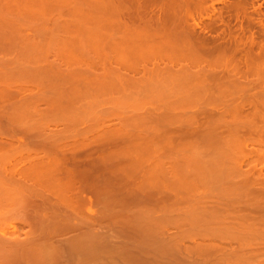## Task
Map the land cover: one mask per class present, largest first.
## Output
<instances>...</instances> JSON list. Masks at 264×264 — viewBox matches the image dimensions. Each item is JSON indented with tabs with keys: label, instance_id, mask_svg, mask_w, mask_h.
Segmentation results:
<instances>
[{
	"label": "bare ground",
	"instance_id": "obj_1",
	"mask_svg": "<svg viewBox=\"0 0 264 264\" xmlns=\"http://www.w3.org/2000/svg\"><path fill=\"white\" fill-rule=\"evenodd\" d=\"M3 1L5 2L0 1V25L4 24L3 26L5 27L1 28L0 26L1 38L4 35V31L17 33L18 36L22 35L21 32L24 31L22 28L26 27V25H22V27L21 24L17 25L18 23L14 21L18 18L22 19V17H27L28 15H25L28 13L30 16L33 15V11L32 14L30 13L31 8L29 7L31 5L29 7L24 5V0H21L23 4L19 2L20 0H18V2H16L17 0H13V2L15 1L14 3L9 0ZM40 1L38 4L41 3ZM135 1L129 2L131 4L128 3L129 6L131 5L132 7V4H134L133 2H135V6H133L135 8H130L132 11L128 10L129 8L126 10L127 5L124 6L123 4L125 3L122 4L121 2H119L121 3L119 8L122 9L121 6H124L125 10L123 11L122 9V12L126 13L128 17L131 16L130 14L134 13L137 16L136 19L147 17L149 20L152 19V22L153 19H155V21L157 20L158 22H153L154 25L156 24L162 27L163 30L158 27L157 30L160 29L159 33L156 32L158 37H155L156 34L153 25L150 34L148 33V35H151L153 30L154 33L152 34H155L153 37L146 36L145 33H142V36H138V39L133 36L134 39L127 38L125 39L126 41H122L121 39L122 42L113 41L114 44L113 42L109 44L106 38V42H108L109 46H111V44H113L112 46L116 44L115 46L117 48L115 49L116 51L114 50L116 54L113 58L107 60V57L103 59L105 63H98L102 65V68H100V70L102 69L101 71H97V69L95 70L94 68L92 70V63L91 65L89 64L91 69H89V66L88 69L86 68L88 64H86V62L89 60L86 62L84 61L89 58L86 57L88 54H84L85 57L83 58L85 60L83 58H78L81 57V55L74 57L75 54H72V52L69 55L70 52L67 51L66 44H81L84 41L80 40V38L79 42H75L74 38L70 39L71 41L68 40L69 42L67 43L66 40L63 44L66 43L65 48L68 54L64 52V54L62 53L60 56H56L59 62L57 58H55L56 60L54 62H51V60L47 61V59H49L48 55L46 58V54H43L46 53V50L43 49V51H41L42 47L46 48V44H48L47 41L45 40V43L43 42L45 45L43 44L44 46L40 47L34 39L30 40V38L33 37H28L30 35L27 36L28 31L25 30L26 34L23 33L24 35L21 36L22 38L19 37L23 43H20V40L19 42L17 41V43L19 45L22 44L21 46H23V48H28L29 50L38 45V47H36L37 49L41 48L40 50L38 49L41 53L36 55L35 52L38 53V51H36V49L35 51L32 50L35 55L31 57L33 52L31 53V51L26 50L31 54L24 55L23 57L29 55V58L25 60L22 55L24 52H27L21 48L24 52L22 54L19 53V47L17 49H19L18 54H20V57L16 52V55H14L13 51L11 54L16 56V59L14 56L12 58L9 57V60L7 59V55H2L6 58L1 56L0 212H6L7 215V212L18 211L17 214L20 213L19 216H21H18L19 218L13 216L15 219H11L12 216L10 217L9 215L12 220V222L9 221L10 223L8 222L9 219H5L6 221L3 220L7 223V226L8 223L10 225V228H5L6 231L8 228L11 230L9 233L10 235L7 234L9 231L5 234V229L3 233L0 232L2 233V235L0 234L2 236L0 237V244L1 246L2 244L6 245V247L10 246L9 248L13 247L11 250H14L15 253L19 251L15 249L21 247L28 255L29 252L51 253V256L57 253L60 258H65L66 254L68 256V250H73L77 244L81 246V239H84L87 235L93 236L95 238L94 242L96 243V240L100 241L101 239L103 242H105V240L107 242L110 235L107 237L104 234L93 233L91 230L96 225L100 226V224L104 222L103 220L107 219V216L109 220H111H107L109 221L107 223H110L107 224L108 226H112V224L117 222L116 220L122 217L119 216L120 213L118 212H109L108 214L106 213L107 216L105 215L106 209L114 205L112 202V205L110 204V201H113L112 196H114V194L112 195L110 192L105 194L107 190L106 187L103 189V185V187L100 188L102 184L97 183L99 176L97 173L99 170H103L101 167L99 169L98 165L101 164L102 166V164L104 165L107 163L109 166V163H117L121 156L120 159H124L126 162V166L123 169L125 175L122 177L130 182L135 180L136 175H140V178L143 177V182H145V185L143 184L144 187H142L143 189L140 188V191L137 190L138 194L135 190L134 193L136 194L131 196H134L133 201L136 204H145L143 206L145 208L142 207V211H139L140 218L143 217L144 221L146 220L148 224L144 226L143 230L141 229L143 232L142 235L147 236V238L150 236L154 241L156 239L158 242H155V246H157H153L154 249L152 250L157 256L154 255L155 260L153 261H151L154 259L152 258L153 256L147 258L149 260L146 261H148L149 264H159L156 261L162 253L167 255L165 256V261H163L164 264H264V71L261 67L264 64V20L259 16L261 11H258L261 5L254 8V0ZM49 2L52 1L50 0ZM107 2L106 8L104 7L105 9L98 4L99 12L101 8L103 9H101L102 12L109 9L114 16L116 12V16H121L122 12L118 10V3L116 2L117 5L113 4L114 1L112 0L110 2H113L112 5L116 6L115 8L114 6L113 8L108 6V8L107 4H110V2ZM42 3L40 5L45 4V2L44 4ZM36 5L37 4H35V8H37ZM248 5H251V14L252 12H256L259 16H255L256 19L254 17L255 22H257V18H260L258 21L259 28H257L260 32L256 31L259 32L257 36L255 34L256 32L253 30L254 19L253 15L249 13L248 8L250 6L247 8ZM44 6L38 7V9L33 8L37 10L36 12L34 10V13H36V15H34H38V19L41 17V14L43 15L47 10V7ZM71 8H73L71 10H73V14H75L72 15L77 18L76 22L78 18L84 17L88 19L87 16L91 15V12L90 15L88 13L89 9L84 10L82 7L83 11H81L82 9H80V5L78 4L74 3V6H71ZM88 8L91 9L89 6ZM94 8H92L93 12H96L97 8L96 10ZM105 13H107V11ZM96 14H94V16L98 15ZM101 16L105 17L103 15ZM42 17L44 18L45 16ZM233 19L239 22L237 27L233 26L235 28H233L229 22ZM80 20H78L79 26ZM86 23L87 21L85 24ZM143 23L145 24V22ZM74 24H71V27ZM152 24H148L147 28H150ZM57 25L59 26L60 24ZM32 26H30V30ZM51 26L55 27L56 25ZM79 26L75 30L80 29V27L84 25L82 24L80 27ZM52 27L51 30H54L55 28L53 29ZM130 27L131 26H129V28ZM163 27L170 28L165 30ZM171 27L172 30L175 29L179 31L181 29L180 34H182V31L185 32L186 35L183 33L185 35L184 39H178L179 34L174 36L173 34H176L173 33L175 30L172 32L169 31ZM179 27L180 29H178ZM40 28L41 27H36V31L42 33L41 29L43 27ZM68 28H70V25ZM84 28L87 27L84 26ZM155 28L157 27L155 26ZM61 29L56 30H59L58 32L60 33ZM144 29L141 30V32H144ZM50 31H47V33ZM37 32L36 34H38ZM52 32L54 33V31ZM141 32L140 30L138 31L140 34ZM166 32H168L167 35H165ZM41 33L39 34L42 35ZM160 33L161 35H159ZM143 34H145L146 38H144ZM35 36L37 37L38 35ZM3 37H5V35ZM1 38L0 50L3 51V48L8 50L9 48L7 51L9 52L12 48L8 46L6 48L5 46H12L14 44L9 41L6 42L7 40L5 41ZM99 38L101 39V37ZM4 39H6V37ZM57 39L59 40L60 38ZM53 40L55 41L52 42L51 39L50 42L56 45V39ZM61 40L60 43L63 42H61ZM88 40L90 39H87V41ZM15 41L16 40L13 42L12 40V42L16 44ZM94 42H90L91 45L94 44ZM1 43L3 46H1ZM38 43L42 45V43ZM60 43L58 42L57 44L60 45ZM99 43L102 44L100 41ZM53 44H48V46L52 47ZM19 45H17V47ZM71 45L70 48L73 49ZM94 45L96 46V44ZM78 46L79 45H77L76 48ZM12 47H15V45ZM47 49L51 50L52 48L48 47ZM99 49L100 48H98V50ZM94 51L95 50H93V52ZM103 51H100L101 54L105 53L106 50ZM95 53L96 52H94V54ZM0 54L3 53L1 52ZM98 55L100 56V54ZM34 56L37 57L34 58ZM99 56L97 58H99ZM36 58L44 62V58H46V62H43L44 66L42 65L43 68H41V66H35V68H33V66V71L30 69L28 70V68L22 70L21 65V70L17 67L19 70L16 69V71H14L13 68L16 64L18 65L21 62L20 64L25 65L23 62L24 60H28L27 63H31V61L34 62V60H37ZM75 58L83 60L76 62ZM22 59L24 60L22 61ZM93 59H91L90 62L97 64L96 57ZM60 60H62V62ZM74 61L79 68L83 66L86 69H76L74 68L76 66L70 68L76 64ZM106 61L108 62L107 66ZM70 62L74 64L71 65ZM78 63H80V65ZM12 65H14V67L11 71L9 69ZM103 66H105V68H103ZM37 69L39 70L38 72ZM29 76L31 77L28 78ZM24 78L25 80H31H22ZM17 81L18 83L16 84ZM9 98L12 99L11 102H6V99ZM4 99L8 106L3 105ZM83 100H85V107H82L83 103L81 102H83ZM106 100L108 102L106 105L103 104V106H107L109 103V110H111V108L112 110L113 108L116 110L120 108V110L124 111L129 108L128 110H132L129 111L131 112V114L129 113L130 115L134 114L135 116L136 114V116L138 115L141 118L128 119L122 117L118 119L119 117L117 116L120 122L112 125L110 123L106 124L108 118L106 119L107 121H105V119L103 121L95 117L92 118L91 121L89 119L91 124H88L89 127H87V129L83 127V131L80 130L81 128L79 129L77 122L79 120L81 121V118H78L79 120L75 117L61 119L66 109L77 108L75 111L81 109L86 111L87 109L93 112L95 109L99 108L97 107L98 104H102L100 103L101 101ZM42 101H46V105L45 103L43 105ZM11 103L13 104L10 105ZM39 104L46 106V108H44L45 110L43 108V110H40L41 108L38 107L40 106ZM182 105L186 106H184L186 111H182L183 113L186 112V165L193 166L202 164V168L199 167L200 165L198 166L200 169L197 168L199 171L196 169V174L195 172L193 174L192 171H189L187 173L188 175L186 174L185 184L182 183L183 179L181 180L179 178L182 173L177 174L175 172L172 174L170 172L173 171L165 168L168 166L160 165L164 163V161H162L163 159L160 158H169L173 154H176V151L172 150L173 146L183 145L181 141L177 139V135L174 134L176 129L172 128L179 120H175L173 117H167L178 116L179 113L175 114L174 111L181 113L176 107L179 108L181 106L182 108ZM184 107L180 110H184ZM21 108L22 111H20ZM104 108L106 109V107ZM112 110L111 112H114V110ZM69 113L66 112V114ZM74 113L72 112L71 114ZM77 113L80 112L78 111ZM154 113L156 116H160L159 118H167L164 120L156 119L154 122L153 119L151 120L150 118V120L144 119L145 116L149 114L154 115ZM26 114L29 115V117ZM143 115L145 116L143 117ZM110 120L112 121V119ZM98 122H100V124ZM9 123L11 124L10 129ZM59 125L65 127L68 134H65L66 132L63 134H56L53 132ZM4 127H7L9 133L5 131ZM160 127H162V129H160ZM67 128H69V130ZM102 129L105 130V132H103ZM10 130L12 132H10ZM23 131L25 134L27 133V138L19 136V132L22 134ZM98 131H102L100 135ZM159 131H164V133H158ZM92 133L98 135L89 139L93 135ZM25 134L23 133L22 135L24 136ZM18 136L20 138H18ZM153 138H161L162 141L152 143L151 140ZM90 146L94 147V149H90ZM92 150L93 158L91 157ZM94 155H97L96 158H94ZM148 162L153 163V165L144 164ZM107 164L104 165L106 167L102 166L105 168L104 170L108 168ZM167 170H169V173L172 175H169ZM177 175H179V177ZM6 178L8 179L7 181L3 180ZM9 178L12 179V181H10ZM95 179L96 182L94 183ZM122 179L121 181L123 182ZM30 180H36V182H31ZM127 183L125 182V184ZM97 184L98 186H96ZM181 184H183L184 187L186 186V188L183 187V189ZM185 189L186 197L184 195L185 191L183 193L181 191ZM73 190H75L74 193L71 192ZM65 192H69V194L73 193V197L69 194H65ZM86 192H90V194L93 193L92 195L96 194L97 198L94 196V199H91ZM103 192L105 195L102 194ZM107 196L112 200L109 199L108 201ZM114 200H116V197ZM117 200L119 203L120 198ZM106 202L107 204L109 203L108 205H110V207H108V205L106 206ZM183 202H186V207H188V203H190L189 209L187 210L184 208V210L186 209V212L183 210L185 213L176 214L177 209L175 208H177L180 203L183 204ZM191 203H194L193 205H195L196 208ZM118 205L121 206L120 203ZM95 206H104L106 208L104 212L102 210V212H96L98 208L96 207L94 211L93 208ZM83 207H85V209L87 208L89 214L87 217H83V221H81L83 223H81L80 221L78 222V218H82V215L80 216L82 213L77 211L78 214L76 209L78 208L80 211ZM104 207L102 208L103 210ZM146 207H149V209H146ZM116 211L112 210V212ZM4 224L5 223H3V225ZM83 226L89 230L86 229L87 231H82L84 232L83 234H78V236L74 238L70 236V239L66 241V247L63 244L64 242L62 243L64 246L54 244L58 238L66 236L67 232L80 230ZM182 226L186 227V230H178L176 234H172V236L168 235L172 228L178 229ZM24 227L28 229L23 231L22 229H24ZM91 227L92 229H90ZM141 231L140 233H142ZM3 237L6 240H3ZM86 238L89 237L87 236L85 239ZM145 241L148 242L147 240ZM98 243L100 244V242ZM151 243H153L152 240ZM101 247L102 246H100V248ZM86 248L87 247H85V249ZM88 249H86V251ZM23 250L22 252L19 251L21 253H18L22 254ZM9 252L13 251L9 249ZM18 253L17 255L20 257L21 255L19 256ZM15 255L14 252L11 254V256ZM38 255L40 256V254H37L35 256L36 258L34 257L35 259L32 258V262L35 261L34 264H48L46 262L52 259L50 258L48 260L49 256H46L45 259L48 260L46 261L44 257L40 256V258H37ZM7 256H10V254ZM15 257L17 258V256ZM68 257L65 258V260L68 259ZM12 258L15 259L14 257ZM9 259H11V257L6 259L8 262L4 261L0 264H11L15 261L12 259V262V260ZM9 261H11V263ZM27 262L28 261L25 260L23 263L18 262L16 264H30ZM57 262L58 261L53 264H57ZM49 264H52L51 261Z\"/></svg>",
	"mask_w": 264,
	"mask_h": 264
},
{
	"label": "rangeland",
	"instance_id": "obj_2",
	"mask_svg": "<svg viewBox=\"0 0 264 264\" xmlns=\"http://www.w3.org/2000/svg\"><path fill=\"white\" fill-rule=\"evenodd\" d=\"M1 2H5V1H3V0H0ZM9 1H12L13 2V0H9ZM16 1V0H15ZM14 1V2H15ZM39 1L40 0H24V5H26V6H33V7H29V8H31V11H30V13L32 14V11H33V15L35 14L36 15V13H34V10L35 9H38V7H43L44 5V7H47V10L45 11V13L42 15L41 14V17L42 16H45L44 18L42 17H40L39 19L41 20H39L38 19V15L37 16H33V15H31L30 16V14L28 13V14H26L25 16H27V17H25V18H23L22 17V19L21 18H18V19H16L14 22L15 23H18L17 25H19V24H21V26L23 25H26V27H24V28H22V29H24V31L23 32H21L22 33V35H24V34H26V32H25V30L26 31H28L27 32V36L28 35H30V36H28V37H33V38H30V40L31 39H34V41L41 47V46H44L45 44V40L47 41V43L49 44V45H51V44H53L52 42L53 41H55V40H53V39H56V45L55 44H53L52 45V47L51 46H48V44H46L47 46H46V48H44V47H42V50L41 51H43V49L44 50H46V53H43L45 56H46V58H47V55H48V58L49 59H47V61L48 60H51V62H54L56 59L55 58H57L58 56H60L62 53L64 54V52H66L67 54H68V52H70L69 53V55L71 54V52H72V54H75L74 55V57L76 56H80L81 55V57H78V58H83V57H85V55H87L86 57H89L88 59H84L85 61L84 62H86V61H88V62H86V64H87V69H88V66H89V69H91L92 68V70H93V68L96 70L97 69V71H101L100 70V68H102L101 66L102 65H99V64H101V63H105V60H103V59H105V58H107V60L109 59V58H113L114 56H115V54L116 53H114V50L117 48L115 45L114 46H112L113 44H114V42L115 41H120V42H122L123 40H125V39H127V38H129V39H131V38H133L134 39V37H137V39H138V36H142V33H145L146 34V36L148 35V33L150 34V31H151V29L153 28V25H154V23L155 22H158L157 20L155 21V19H153V22H152V19L151 20H149L147 17V19L146 18H138V19H136L137 18V16L134 14H130L131 16L130 17H128V15H126V13H123L122 12V9H123V11L125 10V5H127L126 6V10L128 9V10H130V8H132L133 6H135V2H133L134 4H132V7H131V5L129 6V4H131V3H129V2H132L131 0H128V1H125V0H118L119 2H121L122 4L123 3H125V4H123L124 6H121V8L122 9H120L119 8V6H120V4L121 3H119L118 1H115V0H113L114 1V3L113 2H110V1H112V0H108V2H110V4L107 2V0H51L52 2H49L50 0H41L40 2L42 3V4H44V2H45V4L44 5H40V4H38L39 3ZM91 1V2H90ZM124 1V2H123ZM138 1V0H137ZM255 1V2H254ZM253 1V6H254V8L255 7H257L258 5H261L260 6V10H258V11H261V13L259 14V16L260 17H262L261 19L262 20H264V3H263V0H254ZM13 2V3H14ZM16 2H18V0L16 1ZM19 2H22V4H23V1H19ZM28 3V5H27V3ZM31 2V3H30ZM33 2H35V3H33ZM69 4H68V3ZM106 2L108 3L107 4V7L108 6H110V8L112 7L113 8V6L114 5H112V3L113 4H116L117 5V3H118V10H121V12H122V14H121V16H123V17H121L120 15L119 16H116L117 15V12H116V15L114 16L110 11H109V9H106V11H107V13H105L106 11H104V12H102V10L103 9H105L106 8ZM117 2V3H116ZM48 3V4H47ZM64 3V4H63ZM74 3L75 4H78V5H80V9H82L81 11H83V8H84V10L86 9V10H88L89 12V15H90V12H91V15H92V17H91V15L90 16H87L88 17V19L87 18H84V17H82V18H78V20H80L79 21V23H80V26L83 24L85 27H87V28H84V26L83 27H80L79 25H78V20H77V22H76V17H74L73 15H75V14H73L74 12H73V10H71V9H73V8H71V6H74ZM100 3H102V4H100ZM129 3V4H128ZM33 4V5H32ZM35 4H37V5H40V6H37L36 5V7L37 8H35ZM98 4H99V6L100 7H102L101 9H100V7H99V9H100V12H99V10H98ZM104 4V5H103ZM138 4V3H137ZM142 4V3H141ZM63 5V6H62ZM71 5V6H70ZM91 5V6H90ZM94 5H96V6H94ZM115 5V6H116ZM62 6V7H61ZM70 6V7H69ZM88 6L89 7H91V9L90 8H88ZM96 7L97 8V10H98V12H97V10H96V8H94V7ZM115 6H114V8H115ZM250 6V7H249ZM51 7V8H50ZM61 7V8H60ZM83 7V8H82ZM105 7V8H104ZM124 7V8H123ZM249 7V8H248ZM33 8H35V9H33ZM50 8V9H49ZM70 8V9H69ZM92 8H94L95 10H96V12H97V14L99 15H97L96 14V12H93V9ZM109 8V7H108ZM135 7H133V9H134ZM247 8H248V10H249V13L251 14V11H252V8H251V5H248L247 6ZM46 9V8H45ZM256 9H259V8H256ZM63 10V11H62ZM65 10V11H64ZM112 10V9H111ZM37 10H35V12H36ZM59 11V12H58ZM130 11H132V9L130 10ZM129 11V12H130ZM50 12V13H49ZM248 12V11H247ZM65 13V14H64ZM109 13V14H108ZM131 13V12H130ZM248 13V14H249ZM62 14V15H61ZM73 14V15H72ZM94 14H96L97 16H98V18H97V16H94ZM111 14H112V16H111ZM120 14V13H119ZM124 14V15H123ZM249 14V15H250ZM70 15V16H69ZM101 15H103V16H105V17H102ZM108 15H110V16H108ZM251 15H253V19H254V17L255 16H257V17H259L257 14H256V12H252V14ZM102 18H101V17ZM108 16V17H107ZM126 16V17H125ZM136 16V17H135ZM30 17V18H29ZM35 17V18H34ZM73 17V18H72ZM91 19H90V18ZM100 17V18H99ZM115 17H118L119 18V20H118V18H115ZM29 18V19H28ZM48 18V19H47ZM104 18V19H103ZM107 18V19H106ZM114 18V19H113ZM127 18V19H126ZM19 19H21V20H19ZM37 19V20H36ZM66 19V20H65ZM255 19H256V17H255ZM255 19H254V24H253V30L256 32V31H259V29H257V28H259V25H258V21H259V19L260 18H257V22H255ZM18 20V21H17ZM65 20V21H64ZM74 20V21H73ZM143 20V21H142ZM69 21V22H68ZM87 21V23L85 24V22ZM92 21V22H91ZM131 21V22H130ZM135 21V22H134ZM139 21V22H138ZM32 22H34V23H32ZM42 24H41V23ZM62 22V23H61ZM75 24H74V23ZM119 22V23H118ZM122 22V23H121ZM143 22H145V24L143 23ZM147 22H148V24H152L151 26H150V28H147ZM150 22V23H149ZM162 22V21H161ZM230 22V24L232 25V27L233 26H235V27H237V25H239V22H237V21H235L234 19L233 20H230L229 21ZM14 23V24H15ZM26 23V24H25ZM40 23V24H39ZM45 23H46V25H45ZM55 23H57V24H60L59 26L57 25V24H55ZM65 23V24H64ZM74 24V25H76V26H72L71 27V24ZM103 23V24H102ZM110 23V24H109ZM129 23V24H128ZM139 23H140V25H139ZM28 24H30V25H28ZM36 24H38V25H36ZM96 24H97V26H96ZM112 24V25H111ZM132 24V25H131ZM141 24H143V25H141ZM4 24H2V25H0L1 26V28H4L5 26H3ZM7 25V24H6ZM33 25V26H32ZM36 25V26H35ZM45 25V26H44ZM51 25H53V26H55V27H52ZM69 27V25H70V28H68L67 26ZM90 25H91V27H90ZM138 25V26H137ZM258 25V26H257ZM22 26V27H23ZM30 26H32V29L30 30ZM57 26H58V28H57ZM64 26V27H63ZM66 26V27H65ZM78 26L80 27V29H78V30H75L76 28H78ZM95 26V27H94ZM129 26H131L130 28H129ZM138 28H136V27ZM143 27V28H140V27ZM146 26V27H145ZM155 26L157 27V28H155ZM36 27L37 28H39V27H47V28H44V30H43V28L41 29L42 30V33L40 32V31H36ZM51 27L54 29V30H51ZM68 28V29H63V28ZM75 27V28H74ZM126 27H128V28H126ZM135 27V28H134ZM149 27V26H148ZM158 27H160V26H157L156 24L154 25V32H155V34H156V36H155V34L153 35L152 33H154L153 32V30H152V33H151V35H148V36H155V37H158V34L157 33H159V30H157L158 29ZM235 27H233V28H235ZM28 28V29H27ZM62 28V29H61ZM71 28H73V29H71ZM96 28H98V29H96ZM102 28V29H101ZM146 29V31H145V29ZM161 29H162V27H160ZM163 28H165V27H163ZM168 28V27H167ZM167 28H165V30L167 29ZM170 28V27H169ZM168 28V29H169ZM174 28V27H173ZM176 28V27H175ZM46 29H47V31H50V32H48L47 33V31H46ZM50 29V30H49ZM56 29H61L60 30V33L56 30ZM70 29V30H69ZM87 29V30H86ZM127 29H130V30H127ZM132 29V30H131ZM144 29V32H141V30H143ZM148 29V30H147ZM150 29V30H149ZM157 31H156V30ZM177 29V28H176ZM178 29H180V27L178 28ZM4 30H7V29H4ZM3 30V31H4ZM33 30V31H32ZM55 30H56V32H55ZM73 30V31H72ZM90 30V31H89ZM136 30H137V32H136ZM140 30V32H141V34L140 33H138V31ZM163 30V29H162ZM161 30V31H162ZM175 29H173L172 30V27H171V30H169V31H174ZM181 30V29H180ZM179 30V31H180ZM11 31V30H10ZM31 31V32H30ZM44 31H45V33H44ZM52 31H54V33L52 32ZM64 31V32H63ZM133 31V32H132ZM148 31V32H147ZM179 31H177V30H175L173 33H176V34H173L174 36H176L177 34H179L178 35V39H180V38H182V39H184V37H185V32H183L182 31V34H180L181 33V31L179 32ZM36 32L38 33V34H36ZM68 32V33H67ZM96 34H95V33ZM157 32V33H156ZM163 32H165V31H163ZM254 32V33H255ZM260 32V31H259ZM259 32H256L255 34H256V36L259 34ZM10 33V34H9ZM12 32H7V31H4V35H5V37H6V39H4L5 37H3L4 35H3V33H2V38H1V36H0V38L2 39V40H7L6 42H11L12 44H14L15 45V47H16V49L17 48H19L20 47V51H19V49H17V51H16V49H15V47H12V46H14V45H12V46H9V45H6L5 47L7 48V46L8 47H11L12 49L9 51V52H7L8 50H9V48H8V50H6L5 48H3L4 50H6V51H1L0 50V53L2 52L3 54H0V60L2 59V57L4 58L5 56H2V55H7V59L9 60L10 58H12L14 55H16V54H18V51H19V53H23L24 51H26V50H29L28 48L27 49H25V48H23V46H21L22 44H18L17 43V41L19 42V40H20V38L19 37H21L22 35H20V36H18V34L17 33H12ZM24 33V34H23ZM29 33H31V34H29ZM34 33V34H33ZM39 33H41L42 35H40ZM43 33H44V35H43ZM52 33V34H51ZM63 33V34H62ZM89 33V34H88ZM167 33L168 32H166L165 33V35H167ZM185 35H184V34ZM258 33V34H257ZM14 34V35H13ZM57 34V35H56ZM64 34H66V35H64ZM69 34V35H68ZM74 34V35H73ZM139 34V35H138ZM145 34H143L144 35V38H146L145 37ZM170 34V33H169ZM7 35V36H6ZM35 35H38L37 37L35 36ZM40 35V36H39ZM72 35V36H71ZM159 35H161V33L159 34ZM163 35V34H162ZM164 35V36H165ZM183 37H182V36ZM13 36H14V38H13ZM55 36V37H54ZM61 36V37H60ZM92 36V37H91ZM97 38H96V37ZM134 36V37H133ZM171 36H172V33H171ZM173 36V37H174ZM12 37V38H11ZM25 38H27L26 36H24ZM24 37H23V40H24ZM86 37H87V39H90V40H88L87 41V39H86ZM99 37H101V39L99 38ZM11 38V39H10ZM22 38V37H21ZM37 38V39H36ZM57 38H60L59 40L57 39ZM65 39V40H63V39ZM75 39L74 41L75 42H79V38H80V40H82V41H84V42H82L81 44H66L67 42H69L68 40H70V39ZM104 38V39H103ZM108 40H107V39ZM143 38V37H142ZM141 38V39H142ZM174 38H176V37H174ZM10 39V40H9ZM38 39H39V41H38ZM43 39V40H42ZM51 39H52V42H50L51 41ZM62 39V40H61ZM84 39V40H83ZM97 39V40H96ZM98 39H100V40H98ZM112 41H111V40ZM121 39H122V41H121ZM128 39V40H129ZM136 39V38H135ZM12 40H13V42H14V40H16L15 42H16V44L17 45H19L18 47H17V45L15 44V43H13L12 42ZM60 40H61V42L62 43H60ZM67 40V41H66ZM85 40H86V42H85ZM93 40V41H92ZM104 40V41H103ZM106 40L109 42V44L110 43H112L113 41V44H111V46L113 47H111V46H109V44H108V42H106ZM1 41V40H0ZM34 41L32 40V42L34 43ZM42 41V42H41ZM49 41V42H48ZM66 41V45H67V51H66V45L65 44H63L64 42ZM71 41V40H70ZM92 42H94V44H96V46L94 45V44H92L91 45V43ZM99 41L100 42H102V44L101 43H99ZM126 41V40H125ZM4 42V41H3ZM2 42V43H3ZM23 43V41H21L20 40V43ZM27 42V41H26ZM38 42H40V43H42V45H40ZM44 42V43H43ZM60 43V45H62V46H60V45H58L57 43ZM2 43H1V46H3L2 45ZM10 43V44H11ZM35 43V44H36ZM85 43V44H84ZM89 43V44H88ZM98 43V44H97ZM103 43H105V44H103ZM44 44V45H43ZM87 44V45H86ZM101 44V45H100ZM107 44V45H106ZM38 45H36L37 47H38ZM70 45H71V47H73V49L72 48H70ZM77 45H79L77 48H76V46ZM81 45V46H80ZM83 45V46H82ZM104 45V46H103ZM35 46V48H30V50L29 51H31V53L33 52L32 50H34L35 51V49H36V51H38V53L37 52H35V54L37 55V54H39V53H41L39 50L41 49H37V47ZM88 46V47H87ZM89 46H90V48H89ZM103 48H102V47ZM105 46H107V47H105ZM52 48L50 51L52 52H50L47 48ZM60 47V48H59ZM69 47V48H68ZM85 47V48H84ZM109 47V48H108ZM21 48H23V50L21 49ZM62 48H63V50H62ZM79 49V50H81V51H79V50H76V49ZM88 48V49H87ZM93 48H95V49H93ZM98 48H100L99 50H98ZM107 48H108V50H107ZM112 48V49H111ZM13 49H15V50H13ZM60 49V50H59ZM84 49V50H83ZM102 49V50H101ZM72 50V51H71ZM93 50H95L94 52H96L95 54H94V52H93ZM105 51V53H107V54H105V53H103V54H101V52L102 51ZM113 50V51H112ZM12 51H13V54H11L12 53ZM48 51V52H47ZM59 53H58V52ZM77 51V52H76ZM91 51V52H90ZM101 51V52H100ZM103 51V52H104ZM108 51V52H107ZM116 51V50H115ZM15 52H16V54H15ZM27 53H25L24 52V54L22 55V57L24 56V55H27V54H31L30 52H28V51H26ZM84 52V53H83ZM113 52V53H112ZM58 55H57V54ZM65 53V54H66ZM77 53H79V54H77ZM91 53V54H90ZM109 53V54H108ZM11 56H10V55ZM34 54V52L31 54V57L33 56V55H35ZM54 54H55V56H54ZM77 54V55H76ZM85 54V55H84ZM98 54H100V56L98 55ZM110 54H112V55H110ZM19 55V57H20V54H18ZM18 55H17V57H18ZM99 56V58H97L98 56ZM2 56V57H1ZM54 56V57H53ZM57 56V57H56ZM94 56V57H93ZM10 57V58H9ZM15 57V59H16V56H14ZM18 57V58H19ZM21 57V58H22ZM35 57H37V56H34V58ZM51 57V58H50ZM95 58L96 57V63L98 64H94L93 62H90L91 61V59H93V58ZM101 57H102V59H101ZM104 57V58H103ZM6 58V57H5ZM23 58H25V60H26V58H29V55L28 56H25V57H23ZM46 58H44V60H45V62H46ZM91 58V59H90ZM37 59V58H36ZM39 59V58H38ZM37 59V60H38ZM41 59V58H40ZM76 59V58H75ZM80 59H76V62L77 61H82V60H80ZM101 59V60H100ZM5 60V59H4ZM3 60V61H4ZM13 60H14V58H13ZM24 59H22V61H23ZM23 61L24 63H25V65L24 64H20L19 62V64L17 65L16 64V68L14 67V65H12L11 66V68L9 69V70H11L12 71V68L14 69V71H16V69H20V67H21V65H22V67H21V69L23 70V69H27L28 68V70L30 69V70H34L33 68H35V66H41V68H43L42 67V65L44 66V61L42 60V61H37V60H34V59H32V60H34V62H32L31 61V63H27L28 62V60L27 61ZM53 60V61H52ZM57 60H58V62H59V59L57 58ZM94 60V59H93ZM38 63H37V62ZM61 62H62V60H60ZM103 61V62H102ZM22 62V63H23ZM29 62H30V59H29ZM44 62V63H43ZM57 62V61H56ZM57 62V63H58ZM75 62V61H74ZM75 62V63H76ZM90 62V63H89ZM101 62V63H100ZM40 63V64H39ZM91 63H92V65H91ZM28 64V65H27ZM70 64L71 65H73L71 62H70ZM79 65H80V63H78ZM85 64V63H84ZM92 66L91 68H90V65ZM94 64V65H93ZM32 65V66H31ZM108 65V62L106 61V66ZM4 66V65H3ZM30 66H31V68H30ZM34 66V67H33ZM74 66H76V67H74ZM78 65H77V63L75 64V65H73L72 67H70V68H78V69H82V68H84L83 66H82V68L80 67L79 68V66L77 67ZM85 66V65H84ZM18 67V68H17ZM33 67V68H32ZM36 67V68H37ZM262 68H263V71H264V64L261 66ZM0 68H2L1 67V64H0ZM8 68V67H7ZM86 68H84V69H86ZM103 68H105V66H103ZM18 69V70H19ZM20 69V70H21ZM1 70H3V69H1ZM17 70V71H18ZM36 71V70H35ZM39 70L37 69V72H38ZM35 75V74H34ZM33 75V76H34ZM32 76V75H31ZM31 76H29L28 78H30ZM35 77H36V75H35ZM34 77V78H35ZM33 78V79H34ZM22 80H25V78L24 79H22ZM31 80V79H30ZM30 80H25V81H30ZM21 81V80H20ZM22 82H24V81H22ZM22 82H20L21 84H23ZM18 83V81L16 82V84ZM25 83V82H24ZM10 100V101H9ZM11 98H9V99H6V102H11ZM3 101V100H2ZM14 101V100H13ZM12 101V102H13ZM1 102V101H0ZM6 102H5V99H4V101H3V105H6ZM43 102V101H42ZM46 101H44L43 102V105H44V103H45ZM63 102H65V101H63ZM108 101L106 100V101H101L100 103H102V104H98V106L97 107H99V108H97V109H95V111H88L87 109H86V111H88V112H86V111H84V109H81V110H78L80 113H77L78 111H75L76 109H66L65 111L67 112V113H69V114H66V112L64 113V115H62L61 117V119H63V118H73V117H75V118H81V121L79 120V121H77L78 122V127H79V129L80 130H82L83 129V127H84V129H87V127H89V125L91 124V119L92 118H95L96 117V119L97 118H99V119H102L103 121H104V119H105V121H107L106 119L108 118V122H106V124H108V123H110V124H112V125H115V124H118L120 121H118V119H120V118H128V119H140L141 117L140 116H136V114H135V116H134V114L133 115H130L131 114V112H129V111H132V110H128L129 108H127V110L125 109V108H122V109H125L124 111L123 110H120V108H118L117 110L116 109H114L113 108V110H114V112H111V110H112V108H111V110H109L110 108L108 107V105H109V103H108V105L107 106H105L106 105V103H107ZM81 103H83V105H82V107H85L86 106V104H85V100H83V102H81ZM13 103H11L10 105H12ZM64 104H66V103H64ZM103 104H105L104 106H103ZM9 105V106H10ZM40 105V104H39ZM42 104L40 105V106H38L39 108H41L40 110H43L44 108H46V106H43ZM45 105H46V103H45ZM101 105V106H100ZM112 105V104H111ZM6 106H8V105H6ZM110 106V105H109ZM185 105H182V108L184 107ZM81 107V108H82ZM102 109H101V108ZM104 107H106V109L104 108ZM186 107V106H185ZM184 107V108H185ZM23 108V107H22ZM22 108H21V110L20 111H22ZM43 108V109H42ZM181 108V106L179 107V108H177L176 107V109H178V111H181V113H183L182 111H186V108L184 109V110H180V109H182ZM29 109V108H28ZM175 109V110H176ZM45 110V109H44ZM67 110H69V111H67ZM71 110H72V112L74 113V111H75V113L74 114H71L72 112H71ZM74 110V111H73ZM99 110V111H98ZM104 110V111H103ZM107 112H106V111ZM110 112H109V111ZM112 110V111H113ZM97 111V112H96ZM121 111V112H120ZM54 112V111H53ZM82 112V113H81ZM136 112H139V111H136ZM77 113V114H76ZM105 113V114H104ZM115 113V114H114ZM117 113V114H116ZM130 113V114H129ZM174 113L175 114H177V113H179V115L178 116H167V117H173L175 120H179V122L178 123H176L175 125H174V127H172V128H175L176 129V131L174 132V134H176L177 135V139L178 140H180L181 141V143L183 144V145H181V146H173L172 147V150L173 151H176V154H173L171 157H169V158H160V159H163L162 161H164V163L163 164H160V165H165V166H168V167H165V168H168L170 171H173V172H170V173H182L181 175H180V177H179V175H177L181 180H182V183H186V174L189 172V171H192L193 172V174H194V172L195 171H197L198 169H200L199 167H201L202 168V164L200 165V164H198V165H193V166H187L186 165V112L185 113H183V114H181L180 112H177V111H174ZM76 114V115H75ZM79 114V115H78ZM99 114V115H98ZM157 114V113H156ZM27 115V114H26ZM35 115V114H34ZM59 115H61V114H59ZM72 115V116H71ZM97 115V116H96ZM120 115V116H119ZM150 115V114H149ZM149 115H147V116H145V115H143V117L145 116V117H147V118H145L144 117V119H147V120H152L153 119V122L154 121H156V119H159V120H164V119H166L167 117H164V118H159L158 117V115L156 116L155 115V113H154V115L153 114H151L150 116ZM28 117H29V115H27ZM64 116V117H63ZM119 118H118V117ZM58 117V116H57ZM60 117V116H59ZM140 117V118H139ZM116 118V119H115ZM118 118V119H117ZM150 118V119H149ZM89 119H90V121H89ZM110 119H112V121L110 120ZM88 120V121H87ZM85 121V122H84ZM80 122V123H79ZM99 124H100V122H98ZM86 124H87V126H86ZM89 124V125H88ZM5 125H7V124H5ZM4 125V126H5ZM9 125V129H10V123L8 124ZM111 125V126H112ZM160 126H162V125H160ZM77 127V128H78ZM106 127V126H105ZM60 128H61V130H60ZM65 127H63L62 125H59L56 129H54V131L53 132H55L56 134H63L64 132H66V128L64 129ZM104 128V127H103ZM4 129H5V131L6 132H8L9 133V131H8V129H7V127L5 128L4 127ZM68 130H69V128H67ZM105 129V128H104ZM160 129H162V127H160ZM63 130H65V131H63ZM70 130H71V127H70ZM103 130V129H102ZM83 131V130H82ZM10 132H12L11 130H10ZM61 132V133H60ZM102 132V131H101ZM101 132H99L98 131V134L100 135L101 134ZM103 132H105V130H103ZM25 134V132L23 131L22 132V134ZM158 133H164V131H159ZM18 134V133H17ZM21 134V132H19V136H22V137H24V138H27L28 137V135H27V133L23 136ZM65 134H68L67 132L65 133ZM93 135L89 138V139H92V137H95L96 135H98V134H96V135H94L95 133H92ZM18 136V138H20ZM89 136V135H88ZM136 141H139V140H136ZM152 143H158V142H161L162 141V139L161 138H153L152 140ZM68 143V142H67ZM70 143V142H69ZM91 148L90 149H94V147H92V146H90ZM87 149H89V148H87ZM89 149V150H90ZM113 149V148H112ZM88 151V150H87ZM84 152H86V151H84ZM90 152V151H89ZM92 152V155H91V157L93 156V150L91 151ZM178 152V153H177ZM95 154H97V153H95ZM98 155V154H97ZM97 155H94V158H96V156ZM82 156H83V153H82ZM83 158V157H82ZM93 158V157H92ZM120 158H121V156H120ZM119 158V161H117L116 160V158H115V160L117 161V163H109V166H108V164L107 163H105V164H107V166H108V168H106V170H104L105 168H103L102 166H104L103 164H102V166H101V164L100 165H98V167H99V169H100V167H101V169H103L102 171H100L99 170V172L97 173V175H99L98 176V179H97V183H100V184H102V186L100 187V188H102L103 187V185H104V187H103V189L106 187V192H105V194H108L109 192L110 193H112V195L114 194V196H112V199H113V201H110V204H111V202H112V204H114L112 207H110V205H108L107 204V202L109 201V199H111V198H109L108 196H107V202H106V206L108 205V207H110V208H108V209H106V211H105V208L106 207H104V210L102 209L103 207L102 206H95L94 208H93V210L95 211V209H96V207L98 208V209H96V212H98V211H100V212H104L105 211V215L107 216V214L110 212V213H120L119 214V216L120 217H122V218H120L119 220H116L117 222L115 223V224H112V226H108L107 224H110V223H107V222H109V221H111V220H109V218H108V216H107V219L106 220H103V221H101V222H103L102 224H100V226L99 225H96V226H94V228L92 229V227L90 228V229H92L91 231H93V233H98V234H104L105 236H109V239L107 240V242H106V240H105V242H103L102 241V239L99 241V240H96L97 241V243L96 242H94V240H95V238L93 237V236H89V235H87L89 238H86L85 239V237H87V236H85V235H83V236H85L84 237V239L82 240L81 239V241H82V243H80V245L81 246H79V244H77L76 246H75V248L72 250V249H70V251L68 250V256H67V254L65 255V258H67L68 257V259H66L65 260V258H60V256H59V254H57V253H54L52 256H51V253H47V254H45L44 252H40V253H32V252H29V255H28V253L27 252H25L21 247H18V248H14L15 250H19V251H21L22 252V250H23V253L22 254H19V253H21V252H19V251H17L16 253H15V251L14 250H11L12 248H9L10 246H7L6 247V245H4V244H2V246H1V244H0V263H2V262H4V261H7L6 259H8V258H10L11 257V259H9V260H12L13 258L12 257H14L15 259H13V260H15L14 262H13V260H12V262L14 263V264H16V263H18V262H20V263H23V261L25 262V260L26 261H28L30 264H34V262H32L33 260H32V258L33 259H35L36 257V255L37 254H40V256L41 257H44V254H45V257H44V260H46L45 258H46V256H49V258H48V260L50 259V258H52L51 260H46V261H48V262H46V263H50V261H51V263L53 264V263H55L56 261H58L57 262V264H107V263H109V264H149L148 263V261H146V260H149V259H147V258H150V257H152V258H154V255H156L157 256V254H155L152 250L154 249V247H156L155 246V242H157V240L155 239V241L152 239V237H150V236H148V238H147V236H144V235H142L143 234V232L141 231V229L143 230V228H144V226H146V224H147V221L145 220L144 221V218L142 217V218H140V214H139V211L141 212L142 210L141 209H143V208H145V207H143L145 204H143V205H140V203L139 204H136L133 200H134V196H131V195H134V194H138V191L137 190H139L140 191V188L141 189H143L142 187H144V183L145 182H143L144 180L142 179L143 177H141L140 178V175H136V178L138 179H136L135 178V180H133V181H127L124 177H122V176H124L125 175V173L123 172V169H124V167L126 166V162H125V160L124 159H120ZM113 160H114V158H113ZM112 160V161H113ZM108 162V161H107ZM111 162V161H110ZM114 162V161H113ZM166 162V163H165ZM183 162H185V163H183ZM145 165L147 164H152L153 165V163H144ZM178 165H179V167H178ZM184 165V166H183ZM200 165V166H199ZM112 166V167H111ZM173 166H174V168H173ZM199 166V167H198ZM204 166H205V164H204ZM203 166V167H204ZM104 167H106V166H104ZM111 169H110V168ZM181 167V168H180ZM188 167V168H187ZM196 167V168H195ZM177 168V169H176ZM178 168H180V169H178ZM195 168V169H194ZM198 168V169H197ZM197 169V170H196ZM121 170V171H120ZM169 170H167L168 171V173H169ZM180 171V172H179ZM199 171V170H198ZM191 172V173H192ZM169 173V175H172V174H170ZM197 172H195V174H196ZM121 174V175H120ZM120 175V176H119ZM176 175V174H175ZM188 175V174H187ZM184 176V177H183ZM121 177V178H120ZM140 179H139V178ZM182 177V178H181ZM118 178H120V179H118ZM122 178H124L125 179V181H124V179H122ZM121 179L123 180V182L121 181ZM3 180H5V181H7L8 179L6 178V179H3ZM9 180L10 181H12V179H10L9 178ZM98 180H99V182H98ZM141 180H142V183H141ZM180 180V181H181ZM10 181H8V182H10ZM31 182L33 181V180H30ZM104 181V182H103ZM33 182H36V180H34ZM96 182V179L94 180V183ZM125 182L127 183V184H125ZM133 182V183H132ZM106 183V184H105ZM125 185H124V184ZM138 183V184H137ZM100 184H99V186H100ZM144 184V185H143ZM122 185V186H121ZM124 185V186H123ZM142 185V186H141ZM96 186H98V184L96 185ZM141 186V187H140ZM181 186H182V188L184 187L183 186V184H181ZM125 187V188H124ZM129 188H131V189H129ZM133 188V189H132ZM184 188H186V186L184 187ZM183 188V189H184ZM105 190H103V191H105ZM132 190V191H131ZM135 190H136V193H134L135 192ZM182 191V193L184 192V195H185V197H186V189L185 190H181ZM180 191V192H181ZM71 192H75V190H73V191H71ZM72 193V194H73ZM87 194H88V197L90 196V198L91 199H94V196H95V198H97L96 196V194H94V195H92V194H90V192L88 193V192H86ZM133 193V194H132ZM65 194H69V192H65ZM72 194L70 193L69 195H71L72 196ZM85 194V193H84ZM87 194H86V196H87ZM102 194H104V192L102 193ZM104 194V195H105ZM130 194V195H129ZM116 195V196H115ZM184 195L182 194V196L184 197ZM103 196V195H102ZM119 196V197H118ZM73 197V196H72ZM116 197V200H114V198ZM100 198V197H99ZM120 198V200H119V203H120V205L121 206H119L118 204V200L117 199H119ZM111 199V200H112ZM113 202H117L116 204L115 203H113ZM111 204V205H112ZM184 204V205H183ZM183 204L182 203H180L178 206H177V208H175V209H177L176 210V214H183V213H185L186 212V209L188 210L189 209V205H190V203H188V207H186V202H183ZM192 205L194 204V203H191ZM100 205V204H99ZM149 206V205H148ZM193 206H195V205H193ZM192 206V207H193ZM119 207V208H118ZM143 207V208H142ZM184 208H186L185 210H184ZM191 208V207H190ZM195 208H196V206H195ZM79 209H80V207H79ZM83 209V210H82ZM85 207H83V208H81V210L79 211L78 210V208L76 209V212L78 211L79 213H82V214H80V216L82 215V218H78V222L80 221H83L82 219H83V217H87V215L89 214L87 211V208L85 209L86 210V212H85ZM146 209H149V207L147 208L146 207ZM102 210V211H101ZM112 210H118V211H116V212H112ZM185 212H184V211ZM62 211H65V210H62ZM144 211V210H143ZM180 211V212H179ZM182 211V212H181ZM11 212V213H10ZM10 212H7V215H6V212H0V215H1V217H0V220H1V218H2V220H1V222L0 223H2V221L3 220H8V222L9 221H11L12 222V220L11 219H15L14 217H18L19 216V214H17V212L18 211H14V212H12V211H10ZM16 212V213H15ZM44 212V211H43ZM77 212V213H78ZM84 212V213H83ZM3 213V214H2ZM4 213H5V217H4ZM9 213V214H8ZM16 214V216H15V214ZM42 213V212H41ZM78 213V214H79ZM107 213V214H106ZM139 214V215H138ZM3 215V216H2ZM9 215H10V217L12 216H14L13 218L11 217V219H10V217H9ZM136 215V216H135ZM21 216V215H20ZM19 216V217H20ZM134 216V217H133ZM18 217V218H19ZM136 217V218H135ZM126 218H128V219H126ZM81 219V220H80ZM135 219V220H134ZM5 220V221H6ZM107 220H109V221H107ZM15 222V221H14ZM100 222V223H101ZM3 223H5L4 225H3ZM3 223L2 224H0V230H2V231H0V232H4L5 231V234H6V232L7 231H9V232H7V234H9L10 233V230L11 229H9L10 228V225H9V223H8V226L6 225L7 223L6 222H4L3 221ZM81 223H83V222H81ZM6 225V226H5ZM148 225V224H147ZM186 225V224H185ZM184 225V226H185ZM184 226H182V227H179L178 229L176 228H172L171 229V231L168 233V235L169 236H172V234H176V232H178V230L179 231H181L182 229L184 230H186V227H184ZM2 227H3V229H2ZM7 227H9L8 229H7V231H6V229L5 228H7ZM138 228V229H137ZM5 229V230H4ZM27 230L28 228H26V227H24V229H22L23 231L24 230ZM89 230L88 228H86L85 226H83V227H81L80 228V230H73V232H67L66 233V236H62L61 238H58L57 240H56V242H54V244H56V245H62V243L65 245V247H66V241H67V239H70V236L71 237H76V236H78V234H83L84 232H82V231H85V230ZM4 230V231H3ZM86 230V231H87ZM137 231V232H136ZM140 231L142 232V233H140ZM136 232V233H135ZM175 232V233H174ZM2 233H0L1 235H2ZM70 233V234H69ZM107 234V235H106ZM0 235V237H2ZM10 235V234H9ZM24 235V234H23ZM6 236V235H5ZM22 236V235H21ZM20 236V237H21ZM82 236V235H81ZM91 237V238H90ZM140 237H141V239H140ZM147 239H146V238ZM150 237V238H149ZM22 238V237H21ZM98 238V237H97ZM96 238V239H97ZM145 238V239H144ZM99 239V238H98ZM150 239V240H149ZM3 240H6L4 237H3ZM145 240H147L148 242H146ZM151 240H152V242L154 243V245H153V243H151ZM7 241H8V239H7ZM85 241V242H84ZM90 242H91V244H90ZM98 242H100V244L98 243ZM102 242V243H101ZM95 245H94V244ZM141 243V244H140ZM151 243V244H150ZM158 243V242H157ZM83 244H84V246H83ZM99 244V245H98ZM64 245H62V246H64ZM142 245V246H141ZM149 245V246H148ZM152 245V246H151ZM5 246V247H4ZM78 246V247H77ZM83 246V247H82ZM90 246H92V247H90ZM100 246H102L101 248H100ZM154 246V247H153ZM85 247H87L86 249H88L87 251H86V249H85ZM96 247H98V248H96ZM151 247V248H150ZM5 248V249H4ZM6 248H7V250H6ZM10 249V251H13L14 252V255L15 256H17V258L15 257V256H11V254L13 253V252H9V249ZM20 248V249H19ZM85 249V250H84ZM96 249V250H95ZM135 249V250H134ZM75 250H77V251H75ZM92 250H93V252H92ZM112 250V251H111ZM150 250V251H149ZM82 251H84V252H82ZM89 251H90V253H89ZM144 251V252H143ZM19 252V253H18ZM88 252V253H87ZM140 252V253H139ZM17 253L19 254V256L20 257H18V255H17ZM25 253V254H24ZM132 253V254H131ZM139 253V254H138ZM142 253V254H141ZM10 254V256H7V255H9ZM23 254H24V256H23ZM36 254V255H35ZM49 254V255H48ZM77 254V255H76ZM92 254V255H91ZM146 254V255H145ZM71 255V256H70ZM87 255V256H86ZM89 255H90V257H89ZM144 255V256H143ZM2 256V257H1ZM5 258H4V257ZM40 256L38 255L37 256V258L39 257L40 258ZM57 257V259H56V257ZM67 256V257H66ZM92 256V257H91ZM138 256V257H137ZM159 256V255H158ZM165 256H167L165 253H162L160 256H159V258H158V260L156 261L157 263H159V264H164V262L163 261H165ZM8 257V258H7ZM23 257V258H22ZM35 257V258H34ZM56 259H54V258ZM89 257V258H88ZM134 257V258H133ZM59 258V259H58ZM70 258V259H69ZM157 258V257H156ZM28 259V260H27ZM54 259V260H53ZM64 261H63V260ZM77 259V260H76ZM161 259V260H160ZM60 260V261H59ZM153 260H155V258L154 259H152L151 261H153ZM82 261V262H81ZM101 261V262H100ZM8 262V261H7ZM10 263H11V261H9ZM27 262V263H28ZM32 262V263H31ZM42 262H43V260H42ZM80 262V263H79ZM13 263H11V264H13Z\"/></svg>",
	"mask_w": 264,
	"mask_h": 264
}]
</instances>
